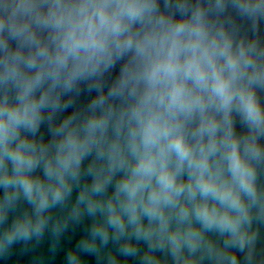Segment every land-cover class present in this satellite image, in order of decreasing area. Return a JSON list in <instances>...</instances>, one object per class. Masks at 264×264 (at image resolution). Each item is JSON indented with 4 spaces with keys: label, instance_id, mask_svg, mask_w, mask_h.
I'll return each mask as SVG.
<instances>
[{
    "label": "clouds",
    "instance_id": "9594fccd",
    "mask_svg": "<svg viewBox=\"0 0 264 264\" xmlns=\"http://www.w3.org/2000/svg\"><path fill=\"white\" fill-rule=\"evenodd\" d=\"M0 264H264V0H0Z\"/></svg>",
    "mask_w": 264,
    "mask_h": 264
}]
</instances>
